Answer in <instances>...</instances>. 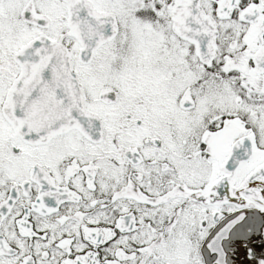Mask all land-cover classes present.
Returning <instances> with one entry per match:
<instances>
[{
    "label": "snow or ice",
    "instance_id": "1",
    "mask_svg": "<svg viewBox=\"0 0 264 264\" xmlns=\"http://www.w3.org/2000/svg\"><path fill=\"white\" fill-rule=\"evenodd\" d=\"M0 264H264V0H0Z\"/></svg>",
    "mask_w": 264,
    "mask_h": 264
}]
</instances>
